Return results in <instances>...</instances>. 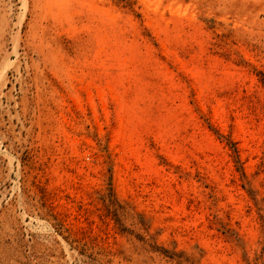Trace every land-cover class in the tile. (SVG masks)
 Listing matches in <instances>:
<instances>
[{
  "label": "rangeland",
  "instance_id": "1",
  "mask_svg": "<svg viewBox=\"0 0 264 264\" xmlns=\"http://www.w3.org/2000/svg\"><path fill=\"white\" fill-rule=\"evenodd\" d=\"M0 264H264V0H0Z\"/></svg>",
  "mask_w": 264,
  "mask_h": 264
}]
</instances>
